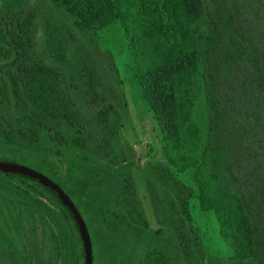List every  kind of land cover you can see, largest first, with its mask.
<instances>
[{
    "label": "trees",
    "instance_id": "trees-1",
    "mask_svg": "<svg viewBox=\"0 0 264 264\" xmlns=\"http://www.w3.org/2000/svg\"><path fill=\"white\" fill-rule=\"evenodd\" d=\"M34 4L39 48L31 30ZM34 4H0V40L7 43L5 55L14 56L6 78L0 79L6 86L0 87V99L10 95L29 102L28 109L39 117V133H49L60 148L85 152L92 162L98 160L97 152L114 161L110 155L120 147L127 101L117 85L121 80L113 55L99 50L93 30L119 20L128 34L138 21L142 32L129 49L131 80L157 126L164 157L150 164L153 181L147 184H165L181 202L186 264L203 261L189 209L193 189L176 175L193 167L200 210L214 212L223 236L226 227L232 229L235 253L214 264H264V0ZM196 19L204 29L190 25ZM198 65L208 112L201 156L199 129L191 119V77ZM115 160H122L120 153ZM124 170H117L119 184L129 181Z\"/></svg>",
    "mask_w": 264,
    "mask_h": 264
},
{
    "label": "flooded vegetation",
    "instance_id": "flooded-vegetation-1",
    "mask_svg": "<svg viewBox=\"0 0 264 264\" xmlns=\"http://www.w3.org/2000/svg\"><path fill=\"white\" fill-rule=\"evenodd\" d=\"M33 11L36 17L30 29L34 46L39 48L41 30L35 4ZM7 47L6 41L0 40L1 80L14 57L5 55ZM3 86L0 81L1 89H6ZM6 97L0 99V161L41 173L69 197L88 232L90 264H186L181 202L165 184H147L153 181L150 164L157 162H141L121 132L123 125L120 147L110 155L114 161L97 152L98 160L92 162L85 152L77 155L64 150L49 133H39V117L28 109L29 102ZM46 121L51 124L53 119ZM119 153L121 161L115 160ZM120 166L125 168L127 184L116 181ZM196 240H192L195 252ZM87 262L79 228L55 194L33 179L0 171V264Z\"/></svg>",
    "mask_w": 264,
    "mask_h": 264
},
{
    "label": "rangeland",
    "instance_id": "rangeland-1",
    "mask_svg": "<svg viewBox=\"0 0 264 264\" xmlns=\"http://www.w3.org/2000/svg\"><path fill=\"white\" fill-rule=\"evenodd\" d=\"M138 0H135V4ZM192 27L204 29L202 20L196 19L190 23ZM132 31L126 34L119 20L110 25L94 27V34L99 50H108L112 53L115 65L119 72V90L124 94L127 101V114L123 119L122 131L128 143L132 144L137 156L142 163L147 160L159 162L164 160L161 153V136L152 118L147 104L140 98L139 90L131 80L130 46L132 41L138 37L142 28L138 21L132 24ZM98 59H102L100 53H96ZM202 67L198 65L197 71L191 77V92L194 105L191 119L197 125L200 135L201 156L208 133V112L205 100L204 84L201 77ZM195 168L176 173L178 178L193 189L189 198V209L192 214L193 223L197 226V234L201 242V253L204 264H214L218 258H227L235 253V246L231 236V228L225 229V236L220 232L218 219L213 211H201L197 200V184L193 179Z\"/></svg>",
    "mask_w": 264,
    "mask_h": 264
},
{
    "label": "water",
    "instance_id": "water-1",
    "mask_svg": "<svg viewBox=\"0 0 264 264\" xmlns=\"http://www.w3.org/2000/svg\"><path fill=\"white\" fill-rule=\"evenodd\" d=\"M0 171L9 172L12 174L21 175L33 179L38 183L44 185L52 193L55 194V196L61 201V203L66 207V209L70 213L74 223L78 226L86 248V257L88 261L87 264H90V239L85 223L75 205L72 203L69 197L56 185V183L52 182L50 179H48L41 173L34 171L33 169L15 163H7L0 161Z\"/></svg>",
    "mask_w": 264,
    "mask_h": 264
}]
</instances>
